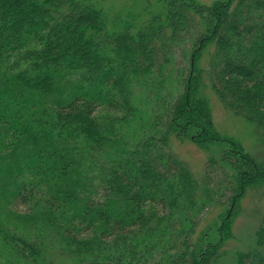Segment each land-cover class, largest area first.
<instances>
[{"label": "trees", "instance_id": "1", "mask_svg": "<svg viewBox=\"0 0 264 264\" xmlns=\"http://www.w3.org/2000/svg\"><path fill=\"white\" fill-rule=\"evenodd\" d=\"M157 3L140 23L95 0H0L8 264H264V213L248 250H223L264 160L219 134L199 90L213 46L212 89L264 144V0ZM173 137L206 152L201 174Z\"/></svg>", "mask_w": 264, "mask_h": 264}, {"label": "rangeland", "instance_id": "2", "mask_svg": "<svg viewBox=\"0 0 264 264\" xmlns=\"http://www.w3.org/2000/svg\"><path fill=\"white\" fill-rule=\"evenodd\" d=\"M95 1L105 9L112 11L122 10L125 16L134 14L133 16H136L140 23L148 19L150 13L161 10V6L157 3V0ZM197 1L203 5L211 6L221 0ZM213 51L214 47H209L202 57L201 69L203 70L202 81L204 83L199 86V90L201 95L208 99L214 126L221 136L239 142L249 154L258 160H264V144L260 141L255 124L227 110L211 87L207 73ZM171 143L177 156L187 161L195 174L199 175L203 172L208 156L202 148L188 139L184 140L173 137ZM5 194V185L0 180V221L6 222L8 225L13 224L14 226L18 223L19 219L13 217L15 214L11 211L9 199ZM222 209V207L212 208L202 219L199 230L205 229L209 223L212 224L211 222L219 217ZM263 213L264 190L260 187L249 190L247 195L241 200L237 213L234 216L232 224L233 237L225 243L223 250L230 254L238 250H248L255 242V233ZM4 249V245L0 243V250L3 251ZM8 261L9 259L7 260L3 255H0V264H8ZM54 264L60 263L55 259Z\"/></svg>", "mask_w": 264, "mask_h": 264}]
</instances>
